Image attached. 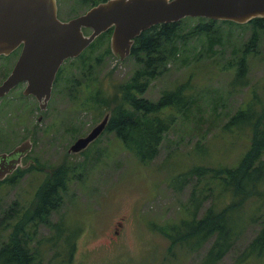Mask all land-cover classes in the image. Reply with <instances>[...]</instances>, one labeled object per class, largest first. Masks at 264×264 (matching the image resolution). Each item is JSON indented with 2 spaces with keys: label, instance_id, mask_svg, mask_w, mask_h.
I'll return each instance as SVG.
<instances>
[{
  "label": "rangeland",
  "instance_id": "rangeland-1",
  "mask_svg": "<svg viewBox=\"0 0 264 264\" xmlns=\"http://www.w3.org/2000/svg\"><path fill=\"white\" fill-rule=\"evenodd\" d=\"M57 5L62 19L89 7L82 0H57ZM182 22L178 35L161 47L167 54L160 66L161 75L150 82L143 96L155 101L164 90L187 82L194 98L166 132L151 161L141 162L113 131L106 129L84 150L68 151L76 138L105 115L111 117L119 103L120 84L127 83L141 65L134 56L119 60L108 52L110 35L99 37L70 64H75V104L65 91L45 116L32 98L10 95L1 100L0 139L6 138L8 143H4L6 139L0 142V150L30 137L32 148L22 164L32 158L36 167L24 171L21 179L0 184V224L3 211L10 206L19 213L33 210L48 178L47 166L53 168L64 162L80 165L69 166L65 175L69 181L59 209L39 223L31 241L30 246L44 252V264L54 250L60 251L68 227L73 233L78 230L72 264H201L204 259L210 242L194 251L170 247L166 232L182 220L202 216L210 205L220 207L218 192L223 186L212 184L211 192L193 213L191 193L202 188L204 178L192 176L182 184L174 180L194 164L234 166L241 160L250 133L225 134L221 128L248 102H264V30L255 31L251 24H221L218 44L190 32L197 18ZM254 32L258 39L246 57L245 77L233 85L237 62ZM10 67L8 59L0 58V79ZM258 106L254 104L256 111ZM39 114L43 115L40 121ZM239 215L247 224L231 250L216 263L264 264V258L236 263L264 219V200H246ZM53 223H61L60 235L51 228ZM9 232L6 229L3 233ZM58 235V246L50 247L47 239Z\"/></svg>",
  "mask_w": 264,
  "mask_h": 264
},
{
  "label": "trees",
  "instance_id": "trees-1",
  "mask_svg": "<svg viewBox=\"0 0 264 264\" xmlns=\"http://www.w3.org/2000/svg\"><path fill=\"white\" fill-rule=\"evenodd\" d=\"M82 1L84 5L88 4V9L105 0ZM187 18L198 20L195 25L190 26V32L197 38L207 37V40L212 43L220 42L221 24L244 25L228 20L185 17L178 22L151 26L135 37L129 56H134L141 65L135 69L132 78L127 83L120 84L119 103L109 117L105 129L113 131L115 136L133 150L143 163L151 161L156 156L166 132L194 98L191 86L187 82L164 90L155 101L143 96L150 82L161 75L160 66L167 55L162 52L161 47L178 35L179 25ZM245 24H251L255 31L264 30V17L253 18ZM110 34L111 29L101 33L95 40L101 36L108 37ZM257 39V34L254 32L244 46L237 62L233 85L240 84L245 77L246 57L253 51ZM108 52L111 53L110 48ZM254 104L259 105L258 111L254 109ZM221 131L225 134L245 131L250 133L248 147L239 163L234 166L194 164L187 171L178 174L174 183L182 184L185 179L192 176L197 179L204 178L202 188L199 191L193 190L191 193L190 204L193 213H197L199 204L211 192L212 184L217 182L223 186L218 192L222 205L220 207L210 205L202 216L182 220L170 227L169 233L166 232L170 247L182 246L194 251L206 242H210L201 264H217L216 262L225 256L240 238L247 224L246 221L240 219L239 215L244 202L257 197L264 200V102H256L254 99L248 102L246 107L236 111L223 123ZM74 165L64 162L53 168L47 166L50 168L48 178L38 193L33 210L19 213L14 206H10L3 211L0 224V264H44V252L30 244L36 235L39 223L46 222L49 214L59 209L63 200L62 194L69 181L65 177L69 166L74 168L80 166ZM32 167H36L35 161L23 170L26 171ZM38 168L41 169L40 165ZM23 170L19 168L4 180L8 182L17 177L21 178ZM5 181H0V184ZM252 220L253 218H250V221ZM60 226L61 223L51 224V228L56 229L59 235ZM6 229H10V232L4 234ZM65 232L60 251L54 250L50 261L46 264H72L78 230L73 233L68 227L65 228ZM59 235L56 238L51 236L47 239L50 247L58 246ZM251 258H264V219L253 239L239 254L236 263H244Z\"/></svg>",
  "mask_w": 264,
  "mask_h": 264
},
{
  "label": "water",
  "instance_id": "water-1",
  "mask_svg": "<svg viewBox=\"0 0 264 264\" xmlns=\"http://www.w3.org/2000/svg\"><path fill=\"white\" fill-rule=\"evenodd\" d=\"M185 17L245 24L264 17V0H105L66 21L58 18L56 0H0V56L21 48L12 71L0 83V97L19 81H26L24 94L34 95L42 110L59 65L78 57L101 33L111 29L110 51L124 60L142 31ZM107 120L105 115L76 138L68 151L84 150L103 132ZM31 148L32 142L26 138L11 151L0 152V181L21 165Z\"/></svg>",
  "mask_w": 264,
  "mask_h": 264
},
{
  "label": "flooded vegetation",
  "instance_id": "flooded-vegetation-1",
  "mask_svg": "<svg viewBox=\"0 0 264 264\" xmlns=\"http://www.w3.org/2000/svg\"><path fill=\"white\" fill-rule=\"evenodd\" d=\"M57 2V0H56ZM57 15H58V18L62 21H66V20H69L71 18H68V19H62L60 18L59 14H58V5H57ZM79 15V14H78ZM20 50L21 48H17L16 50H14L13 52H11L10 54L6 55L5 57L4 56H0V58H6L9 60V62H11V67L9 68L8 72L6 71V74L4 77H1V81L0 83L10 74V72L12 71L13 67H14V64L15 62L17 61L19 55H20ZM76 57H72V58H67L65 59L58 67L56 73H55V77L52 81V87H51V94H50V97L46 103V106L45 108H43L42 110L39 108V103L40 101L37 100V98L32 95V94H24V89L25 87L27 86V82L26 81H19L13 88L10 89V91L8 93H6L4 96L0 97V102L1 100H3L4 98L6 97H9L10 95H16L17 97H23V98H32L36 103H37V108L45 113V116L49 113H51L52 111V107L53 105H56L59 101V97L62 95H64V92L67 91L72 99V102L73 104H75V64H73L72 66H70V64L72 63V61L75 59ZM8 62V61H7ZM5 68V67H3ZM73 70L74 71V74H70L69 72ZM43 118V115L42 114H39L38 117H37V120L40 121L41 119ZM104 118V117H103ZM102 118V119H103ZM109 120V119H108ZM107 120V121H108ZM107 124V123H106ZM27 137V136H26ZM31 140L30 137H27ZM6 138H2L1 139V143H3V140H5ZM33 139V138H32ZM75 141V140H74ZM32 142V141H31ZM5 144L8 143V140L6 139L4 141ZM20 143V142H19ZM33 144V143H32ZM17 145V144H16ZM16 145H14L12 148H9L6 150H0V152H9L11 151ZM2 147H5V145H2ZM29 155V152L21 159V165L18 166L15 171H17L19 168H22L25 169L29 166L30 162L33 161V159L31 158L30 161H27L25 165H23V160ZM21 166H26V167H21ZM50 170L49 167L45 168V171H48ZM14 171V172H15ZM24 171V170H23ZM13 172V173H14ZM25 176V172L21 175V178ZM8 176L5 177V179L7 178ZM20 178V179H21ZM10 180V179H8ZM5 180L3 179V182ZM6 182V181H5Z\"/></svg>",
  "mask_w": 264,
  "mask_h": 264
}]
</instances>
